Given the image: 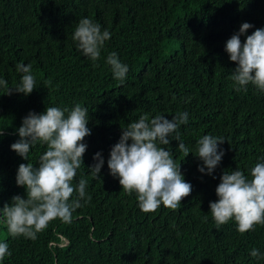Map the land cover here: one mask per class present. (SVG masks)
Returning <instances> with one entry per match:
<instances>
[{"label":"trees","instance_id":"trees-1","mask_svg":"<svg viewBox=\"0 0 264 264\" xmlns=\"http://www.w3.org/2000/svg\"><path fill=\"white\" fill-rule=\"evenodd\" d=\"M83 18L111 34L95 66L72 39ZM245 22L253 27L242 43L264 29V0H0V79L18 86L21 62L36 77L27 96L0 87V209L16 195L27 198L16 182L19 165L38 167L47 150L38 142L25 160L11 149L29 112L80 104L91 130L73 180L74 186L87 180L91 201L86 196L71 223L53 220L35 240L11 237L1 211L0 242L12 255L0 264H264L250 255L258 249L264 256V226L241 234L231 220L217 229L210 213L224 171L238 169L251 179V168L264 162V91L251 84L236 90L230 76L238 65L226 51ZM111 52L129 67L123 82L106 62ZM179 112L188 113L178 131L193 153L185 157L171 137L161 147L173 153L192 192L177 210L161 205L145 213L136 193L123 191L111 175V149L141 115L171 120ZM209 134L227 140L213 175L198 170L203 162L194 154ZM98 152L105 161L99 178L90 169Z\"/></svg>","mask_w":264,"mask_h":264},{"label":"clouds","instance_id":"clouds-1","mask_svg":"<svg viewBox=\"0 0 264 264\" xmlns=\"http://www.w3.org/2000/svg\"><path fill=\"white\" fill-rule=\"evenodd\" d=\"M252 27L243 23L239 32L226 42L230 60L238 65L230 76L238 86L237 91L241 88L246 91L249 84L264 91V29H256L247 36L246 42L242 43L240 38ZM72 39L95 66L111 34L102 30L99 23L83 18ZM106 62L114 78L123 82L129 67L120 61L118 54L111 52ZM17 71L23 73L18 86L9 88L8 82L0 79V87L7 89V95L14 91L30 95L36 89L32 65L21 62ZM88 115L87 108L77 104L71 110L47 107L41 114L32 111L23 119L17 130L20 139L11 145V149L25 160H29L30 149L38 142L47 145V150L40 156L38 167L30 162L19 165L16 182L27 189V198L16 195L10 205L5 204L0 210L11 237L35 240L53 220L71 223L73 213L82 206L81 201L86 196L87 202L91 201V196L86 193V179L81 178L78 185H73L88 147L83 141L91 135L87 127ZM188 120L187 112H179L171 120L162 114L151 119L147 114L141 115L122 128L119 142L111 149L107 161L111 175L119 178L123 191L129 195L136 193L138 206L145 213L155 212L161 205L177 210L192 192L193 186L185 181L173 153L161 147L170 145L171 137L179 141L178 150L185 157L193 153L181 140L178 131ZM225 141L223 137L210 134L198 140L194 154L203 162L198 169L201 173L213 175L225 155L220 148ZM94 160L96 163L90 169L92 176L99 178L105 163L102 153H96ZM250 174L251 179L238 169L224 171L216 188L218 200L210 202V213L217 229L231 220L236 222L241 234L254 230L256 225L264 226V162L256 163ZM74 193L76 198L70 200ZM11 255L9 245L0 242V261ZM250 255L264 259L258 249H252Z\"/></svg>","mask_w":264,"mask_h":264},{"label":"water","instance_id":"water-1","mask_svg":"<svg viewBox=\"0 0 264 264\" xmlns=\"http://www.w3.org/2000/svg\"><path fill=\"white\" fill-rule=\"evenodd\" d=\"M1 210V209H0ZM0 216H1V211H0Z\"/></svg>","mask_w":264,"mask_h":264}]
</instances>
